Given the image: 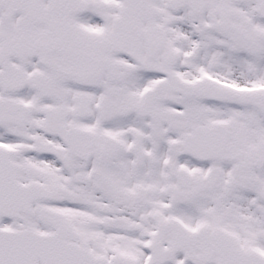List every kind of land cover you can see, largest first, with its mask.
<instances>
[{"label": "snow or ice", "instance_id": "obj_1", "mask_svg": "<svg viewBox=\"0 0 264 264\" xmlns=\"http://www.w3.org/2000/svg\"><path fill=\"white\" fill-rule=\"evenodd\" d=\"M0 264H264V0H0Z\"/></svg>", "mask_w": 264, "mask_h": 264}]
</instances>
